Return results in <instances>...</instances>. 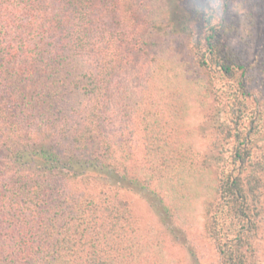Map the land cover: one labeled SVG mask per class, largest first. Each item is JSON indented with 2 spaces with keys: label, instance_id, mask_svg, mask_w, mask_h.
I'll list each match as a JSON object with an SVG mask.
<instances>
[{
  "label": "trees",
  "instance_id": "1",
  "mask_svg": "<svg viewBox=\"0 0 264 264\" xmlns=\"http://www.w3.org/2000/svg\"><path fill=\"white\" fill-rule=\"evenodd\" d=\"M263 29L264 0H0V264H173L161 234L197 262L195 229L264 264V99L230 44Z\"/></svg>",
  "mask_w": 264,
  "mask_h": 264
},
{
  "label": "rangeland",
  "instance_id": "2",
  "mask_svg": "<svg viewBox=\"0 0 264 264\" xmlns=\"http://www.w3.org/2000/svg\"><path fill=\"white\" fill-rule=\"evenodd\" d=\"M238 35V36H237ZM230 44L236 49L237 54L241 58L243 64L247 67L256 68L258 65L257 74L253 72L252 78V97L264 99V57L259 58V53L264 56V29L257 35V40H251L250 37L243 36L242 33L234 35ZM245 40V43L242 40ZM194 41V40H193ZM195 42V41H194ZM257 58V59H256ZM255 59L257 61H255ZM233 83L234 81H229ZM218 84L221 85V82ZM132 148L135 157L141 156V147L138 135H134ZM132 215L135 218L140 228H149L154 233H163L162 228L155 215L151 212L147 204L136 194L124 193ZM163 239L165 257L173 264H217V253L215 249L200 237L199 230L195 229L188 232L187 236L192 241L195 249L194 257L183 247L171 245L166 235L161 234Z\"/></svg>",
  "mask_w": 264,
  "mask_h": 264
}]
</instances>
